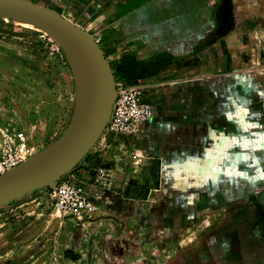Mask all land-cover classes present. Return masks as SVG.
<instances>
[{
  "label": "rangeland",
  "instance_id": "374dc122",
  "mask_svg": "<svg viewBox=\"0 0 264 264\" xmlns=\"http://www.w3.org/2000/svg\"><path fill=\"white\" fill-rule=\"evenodd\" d=\"M29 1L85 30L124 82L119 28L155 0ZM247 1L165 0L183 13L198 6L207 31L193 51L226 55L227 66L184 76L167 100L153 101L169 131L110 142L111 186L94 219L65 216L47 187L0 207V264H264V17L247 18ZM215 8L225 17L221 37ZM69 58L38 27L0 17V133H22L37 153L62 135L74 111ZM147 144L150 163L140 152ZM89 152L72 170L82 171Z\"/></svg>",
  "mask_w": 264,
  "mask_h": 264
},
{
  "label": "water",
  "instance_id": "95a60500",
  "mask_svg": "<svg viewBox=\"0 0 264 264\" xmlns=\"http://www.w3.org/2000/svg\"><path fill=\"white\" fill-rule=\"evenodd\" d=\"M226 2L228 0H225ZM0 17L38 27L62 48L76 51L87 75V100L76 119L44 150L0 176V207L34 191L53 188L72 171L99 139L112 113L115 80L97 42L57 11L29 0H0Z\"/></svg>",
  "mask_w": 264,
  "mask_h": 264
},
{
  "label": "crops",
  "instance_id": "0c3cea01",
  "mask_svg": "<svg viewBox=\"0 0 264 264\" xmlns=\"http://www.w3.org/2000/svg\"><path fill=\"white\" fill-rule=\"evenodd\" d=\"M247 2L248 6L245 10L247 18L264 17V0ZM181 5L179 2L176 5H167L165 0H155L145 6L139 3L133 15L126 16L122 27L119 28L118 57L122 58V61L118 62L117 70L125 83L147 84L146 87L150 90H146V97L151 105L153 101L161 103L163 96L164 100H167L168 92L172 93L176 88L184 85L185 81L182 79L184 76L187 78L198 73H217L228 64L226 55L221 59L217 58L219 54L207 58L204 52L193 51L199 39L207 31L205 16L202 12H198V6L192 7V13H183ZM192 5L198 4L192 3ZM144 8H148L147 13L141 12ZM138 12H140L138 23H133L132 17ZM169 14L172 15L171 18L167 17ZM258 34L254 31L248 37L252 39ZM205 57L207 62L204 61ZM209 60L211 61L208 62ZM230 66L231 64L229 68ZM163 117L154 116L153 122L144 127L146 136L141 135V138L145 136L144 140L148 139L153 131L162 126L169 127L166 129L169 131L170 126L164 122L166 118L161 119ZM137 138L140 137L132 138V142ZM142 147L140 150L144 154L142 161L144 163L154 161L155 149L149 144ZM76 169L72 172L80 174L81 168ZM85 175L88 178V173Z\"/></svg>",
  "mask_w": 264,
  "mask_h": 264
},
{
  "label": "built area",
  "instance_id": "2783aa9c",
  "mask_svg": "<svg viewBox=\"0 0 264 264\" xmlns=\"http://www.w3.org/2000/svg\"><path fill=\"white\" fill-rule=\"evenodd\" d=\"M97 42V41H96ZM146 87L115 81L112 113L98 144L91 148L89 160L82 164L80 177L69 172L49 189L48 196L65 216L77 221L91 220L99 212L104 195L111 186V163L105 162L110 142L133 138L153 122V107L146 97ZM93 149V150H92ZM37 154V146L28 144L22 133H0V176L17 168ZM106 163V164H104Z\"/></svg>",
  "mask_w": 264,
  "mask_h": 264
},
{
  "label": "bare ground",
  "instance_id": "6f19581e",
  "mask_svg": "<svg viewBox=\"0 0 264 264\" xmlns=\"http://www.w3.org/2000/svg\"><path fill=\"white\" fill-rule=\"evenodd\" d=\"M63 46L67 51L69 57L71 58L69 59L71 60L73 65L72 69H73V76L75 81L74 111H73V118L71 121L73 122L78 116L80 110L83 108L87 100V85H86L87 75L83 69L81 62L78 60L76 56V51L68 47L65 43H63Z\"/></svg>",
  "mask_w": 264,
  "mask_h": 264
},
{
  "label": "trees",
  "instance_id": "16d2710c",
  "mask_svg": "<svg viewBox=\"0 0 264 264\" xmlns=\"http://www.w3.org/2000/svg\"><path fill=\"white\" fill-rule=\"evenodd\" d=\"M225 17H223L221 15V9H218L215 8V11H214V21H215V35H219V37L223 36L225 34V30H224V26H225V23L222 24V20L224 19ZM205 47V44L204 43H199L197 44L195 47H194V51H198V50H201ZM88 159V157H87Z\"/></svg>",
  "mask_w": 264,
  "mask_h": 264
}]
</instances>
